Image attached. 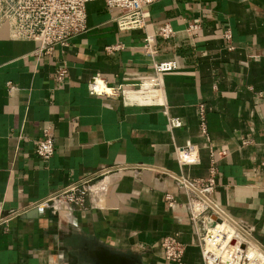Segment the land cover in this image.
Returning <instances> with one entry per match:
<instances>
[{
	"label": "crops",
	"instance_id": "0c3cea01",
	"mask_svg": "<svg viewBox=\"0 0 264 264\" xmlns=\"http://www.w3.org/2000/svg\"><path fill=\"white\" fill-rule=\"evenodd\" d=\"M86 11L87 32L41 57L0 19V264H170L162 242L174 235L184 264H203L190 220L199 197L184 181L212 175L211 201L264 249V0H160L144 28L124 32L103 2ZM165 24L169 40L156 36ZM153 62L177 70L142 87L157 79ZM95 77L127 92L91 95ZM48 128L47 160L35 148ZM103 168L113 171L83 207L45 204Z\"/></svg>",
	"mask_w": 264,
	"mask_h": 264
},
{
	"label": "built area",
	"instance_id": "2783aa9c",
	"mask_svg": "<svg viewBox=\"0 0 264 264\" xmlns=\"http://www.w3.org/2000/svg\"><path fill=\"white\" fill-rule=\"evenodd\" d=\"M158 1L160 0H0V19L8 26L12 40L34 42L37 44L36 56H51L56 49L69 47L73 40L87 32L86 7L89 3L103 2L108 12H116L114 22L124 32L144 28L148 9ZM189 30L195 32L198 26L190 25ZM174 35L171 26L165 24L156 36L169 40ZM225 37L230 39L228 33ZM154 40V36H146L144 39L143 47L150 56ZM152 66L157 79L142 83V87L157 86L162 74L177 70L176 62H153ZM67 75L66 62L62 61L56 69V79L63 82ZM127 87H108L95 77L90 80L88 90L91 95L119 98L127 92ZM199 110L200 128L205 134L204 107L200 106ZM168 126L170 129H177L182 127V123L177 118H169ZM55 146V139L48 128L44 130L43 138L36 142L35 151L39 157L48 160L53 157ZM111 171L113 170L100 169L88 180L58 192L45 204H52L53 213L58 215L62 207L81 208L85 204L91 182ZM184 185L195 190L199 197L192 203L190 220L203 264H264V249L255 241L252 231L229 220L209 198L214 187L213 175L198 185L186 181ZM168 202L172 206L174 200L168 196ZM200 221L205 224L204 230L197 225ZM223 223L231 228L232 234L219 231L215 233L218 225ZM162 250L166 262L184 264L185 245L178 240L177 235L166 237L162 242Z\"/></svg>",
	"mask_w": 264,
	"mask_h": 264
},
{
	"label": "bare ground",
	"instance_id": "6f19581e",
	"mask_svg": "<svg viewBox=\"0 0 264 264\" xmlns=\"http://www.w3.org/2000/svg\"><path fill=\"white\" fill-rule=\"evenodd\" d=\"M218 231L225 232L226 234H232L231 228L226 223L219 224L215 233H217Z\"/></svg>",
	"mask_w": 264,
	"mask_h": 264
},
{
	"label": "water",
	"instance_id": "95a60500",
	"mask_svg": "<svg viewBox=\"0 0 264 264\" xmlns=\"http://www.w3.org/2000/svg\"><path fill=\"white\" fill-rule=\"evenodd\" d=\"M38 212H39V209H34V210H32L31 213L29 212V214H28L27 216L35 215V214H37ZM215 221L218 222V223H220L219 220H216V219H215Z\"/></svg>",
	"mask_w": 264,
	"mask_h": 264
},
{
	"label": "rangeland",
	"instance_id": "374dc122",
	"mask_svg": "<svg viewBox=\"0 0 264 264\" xmlns=\"http://www.w3.org/2000/svg\"><path fill=\"white\" fill-rule=\"evenodd\" d=\"M209 211H211V210H209ZM213 219L215 220V217Z\"/></svg>",
	"mask_w": 264,
	"mask_h": 264
}]
</instances>
